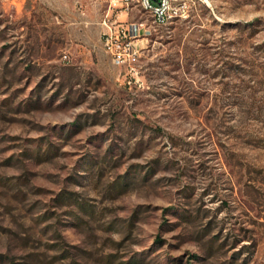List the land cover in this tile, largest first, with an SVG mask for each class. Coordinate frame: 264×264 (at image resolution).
Wrapping results in <instances>:
<instances>
[{"label": "rangeland", "instance_id": "374dc122", "mask_svg": "<svg viewBox=\"0 0 264 264\" xmlns=\"http://www.w3.org/2000/svg\"><path fill=\"white\" fill-rule=\"evenodd\" d=\"M185 1L0 0V264H264V0Z\"/></svg>", "mask_w": 264, "mask_h": 264}, {"label": "built area", "instance_id": "2783aa9c", "mask_svg": "<svg viewBox=\"0 0 264 264\" xmlns=\"http://www.w3.org/2000/svg\"><path fill=\"white\" fill-rule=\"evenodd\" d=\"M117 1H121L124 6L136 5L153 16L157 23H166L169 17V10H181V17H185L188 12V3L185 0H110V6H116ZM137 29L136 23H130L127 27L113 29L108 25V29L103 32V37L108 51L115 60L125 61L132 50V38Z\"/></svg>", "mask_w": 264, "mask_h": 264}, {"label": "bare ground", "instance_id": "6f19581e", "mask_svg": "<svg viewBox=\"0 0 264 264\" xmlns=\"http://www.w3.org/2000/svg\"><path fill=\"white\" fill-rule=\"evenodd\" d=\"M169 17H171V19H167L166 23L172 21L177 17H181V10H169Z\"/></svg>", "mask_w": 264, "mask_h": 264}]
</instances>
